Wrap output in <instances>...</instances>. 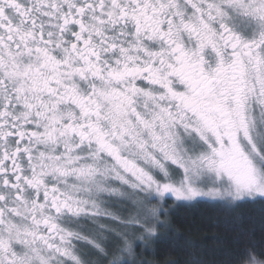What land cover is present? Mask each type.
I'll return each instance as SVG.
<instances>
[{"label": "snow or ice", "instance_id": "snow-or-ice-1", "mask_svg": "<svg viewBox=\"0 0 264 264\" xmlns=\"http://www.w3.org/2000/svg\"><path fill=\"white\" fill-rule=\"evenodd\" d=\"M193 201L264 217V0H0V264H264Z\"/></svg>", "mask_w": 264, "mask_h": 264}, {"label": "trees", "instance_id": "trees-1", "mask_svg": "<svg viewBox=\"0 0 264 264\" xmlns=\"http://www.w3.org/2000/svg\"><path fill=\"white\" fill-rule=\"evenodd\" d=\"M260 208L259 204L251 203L234 209L209 202L179 204L172 208L168 222L178 234L203 245L207 258L212 261L225 251L239 252L250 240L259 243L264 239V217ZM159 255L172 261L187 259L183 250L167 245L159 246Z\"/></svg>", "mask_w": 264, "mask_h": 264}, {"label": "rangeland", "instance_id": "rangeland-1", "mask_svg": "<svg viewBox=\"0 0 264 264\" xmlns=\"http://www.w3.org/2000/svg\"><path fill=\"white\" fill-rule=\"evenodd\" d=\"M198 202H208V201H193V202H178V203H176L175 205H181V204H183V205H192V204H195V203H198ZM210 203V202H209ZM171 210L172 209H170V212H171Z\"/></svg>", "mask_w": 264, "mask_h": 264}]
</instances>
